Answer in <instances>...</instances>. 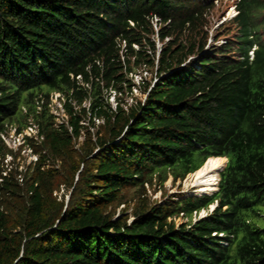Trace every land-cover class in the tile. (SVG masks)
Masks as SVG:
<instances>
[{
	"label": "trees",
	"instance_id": "1",
	"mask_svg": "<svg viewBox=\"0 0 264 264\" xmlns=\"http://www.w3.org/2000/svg\"><path fill=\"white\" fill-rule=\"evenodd\" d=\"M233 1L208 31L214 0H0V131L41 134L19 169L0 136V264H264V0ZM214 156L215 190L150 199Z\"/></svg>",
	"mask_w": 264,
	"mask_h": 264
},
{
	"label": "rangeland",
	"instance_id": "2",
	"mask_svg": "<svg viewBox=\"0 0 264 264\" xmlns=\"http://www.w3.org/2000/svg\"><path fill=\"white\" fill-rule=\"evenodd\" d=\"M215 4L213 6L212 9L209 10L208 12V24H209V30L208 31H211L212 28L216 27L218 24L221 23L222 20H225L227 19L230 15H232V13L235 11L234 7H233V0H214ZM220 11L223 12V14H220L219 16L217 15L218 13H220ZM153 25L155 26V22L153 23ZM153 39H154V46H155V61H156V58H157V48L158 46L160 45V41L158 38H156V36H152ZM222 38V35L221 37L218 38L221 39ZM208 39H210V36L208 37ZM155 61L153 64H150L149 66H147L146 68L149 70V73L151 74L150 75V78L149 79H152L154 78V75L156 73V69H155ZM141 70V69H139ZM42 88L44 89H48V85L43 83L41 85ZM135 94L138 96H142V93L140 91L137 90V92H135ZM112 96V93L110 94ZM128 96V94H127ZM126 96V97H127ZM110 98V96H109ZM129 98V97H128ZM21 102H24L23 100ZM20 114V110L18 109L16 115H19ZM92 131H94V128H92ZM13 150V152H16V156H14L13 154L12 157H7V158H3L4 159V165L6 166V168L10 167V166H13L15 165L18 161V169L19 168H23V166L28 162V154L26 151H20L19 149H14V148H11ZM14 156V157H13ZM226 157V156H225ZM224 162H225V159H224ZM224 164V163H223ZM223 167V165L220 167V169ZM219 169V170H220ZM218 170V171H219ZM217 171V173H218ZM189 172H187L182 178H179L177 177V179L173 180L172 179V175H171V172L168 171L167 172V177L166 179L163 181V184L160 185V183L158 182H153V184H147V191H148V194L150 195V199H155V198H161V196L163 194H168V193H174V194H177L178 195H184V194H188V193H201V192H196V190L198 189V186L197 185H194L192 182L193 180L190 179V173L188 174ZM218 176V174L216 175ZM67 190H68V186H66V184L62 183L60 184V189L57 191L58 193V196H61L63 194H66L67 193ZM135 195V191H134V188H129L128 189V192L126 194V196H130L128 198V200L126 201V203L122 202L118 208L120 207H127L126 211H129L131 209V206H132V203L134 202L133 200V197ZM213 203H210L206 208H200L198 211H197V215H203L207 210H209V208L212 206ZM195 216L193 215L192 219L194 218ZM183 219H186L185 216H178L176 218L177 221H180V220H183ZM254 220L259 224V223H264V219L261 218V217H255Z\"/></svg>",
	"mask_w": 264,
	"mask_h": 264
},
{
	"label": "built area",
	"instance_id": "3",
	"mask_svg": "<svg viewBox=\"0 0 264 264\" xmlns=\"http://www.w3.org/2000/svg\"><path fill=\"white\" fill-rule=\"evenodd\" d=\"M131 23H134L133 20H130ZM125 44V39L122 42V46ZM141 69V70H139ZM131 76V86L132 90L131 93L128 94V96H125V100L127 102H131L134 99H139L141 100L144 96V91L141 90V81L144 79H149L150 78V73L149 70L144 67L143 65L137 70H134L129 73ZM154 78H152L153 80ZM140 91L142 93V96L140 97L139 95L137 96L135 92ZM129 97V98H128ZM64 101V96L61 91L58 90H53L49 94V107L51 112L54 114L55 121L57 122H67V112L65 109V106L63 104ZM110 101L113 104H116V98L114 92H112V96L110 95ZM27 123L21 127L20 129L17 128V125L12 122L11 124H8L5 130L0 131V136L1 138L4 139L5 143L10 147L14 149H19L21 152L26 151L29 158L28 161L31 159H37L38 154L33 151L31 145L27 141L28 136L35 138V139H40L41 134H39V129H38V123L34 121L33 117L31 115L28 116L27 118ZM12 157L11 153H6L5 158L7 157ZM194 212V210H193ZM219 235L222 234V232H218ZM220 242L223 244H226V240L220 239Z\"/></svg>",
	"mask_w": 264,
	"mask_h": 264
},
{
	"label": "bare ground",
	"instance_id": "4",
	"mask_svg": "<svg viewBox=\"0 0 264 264\" xmlns=\"http://www.w3.org/2000/svg\"><path fill=\"white\" fill-rule=\"evenodd\" d=\"M225 157L214 156L208 158L193 174L190 179L193 184L198 186L196 192H207L215 189L217 186V171L224 163Z\"/></svg>",
	"mask_w": 264,
	"mask_h": 264
},
{
	"label": "water",
	"instance_id": "5",
	"mask_svg": "<svg viewBox=\"0 0 264 264\" xmlns=\"http://www.w3.org/2000/svg\"><path fill=\"white\" fill-rule=\"evenodd\" d=\"M225 159H226V157H225ZM216 188H217V187H216ZM216 188H215V189H216ZM193 193H195V192H193Z\"/></svg>",
	"mask_w": 264,
	"mask_h": 264
}]
</instances>
